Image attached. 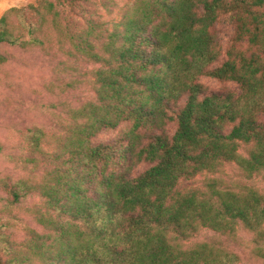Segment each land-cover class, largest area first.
I'll use <instances>...</instances> for the list:
<instances>
[{"label":"trees","instance_id":"1","mask_svg":"<svg viewBox=\"0 0 264 264\" xmlns=\"http://www.w3.org/2000/svg\"><path fill=\"white\" fill-rule=\"evenodd\" d=\"M2 45L55 61L49 91L65 97L6 153L21 174L0 177V264H242L190 243L203 229L249 233L264 260V0H36L4 12ZM226 166L236 181L216 176ZM21 210L42 230L18 239Z\"/></svg>","mask_w":264,"mask_h":264},{"label":"rangeland","instance_id":"2","mask_svg":"<svg viewBox=\"0 0 264 264\" xmlns=\"http://www.w3.org/2000/svg\"><path fill=\"white\" fill-rule=\"evenodd\" d=\"M36 0H0V18L4 12L11 7H20ZM220 32L224 43L226 44L231 35V28L226 24L219 25ZM0 52L7 56V60L0 63V142L5 144L3 152H0V177L9 175L12 179H17L21 172L14 168L13 164L7 160L9 151L17 152L24 143L25 133L27 129L37 125L50 127L52 124L51 112L55 109L52 107L60 99H64L65 95H57L49 91V86L53 82L60 84L57 80V74L54 71L55 61L46 56L39 49L27 51L19 47L2 45ZM202 82L211 90H223L231 88L239 92V85L234 82H219L213 77L204 76ZM58 91V89H56ZM71 97L72 101H77L84 97L83 93L75 90ZM87 96L93 95L89 91ZM127 125H123L118 129L103 132L99 136V140H111L119 135ZM146 165L141 164L135 170L140 172ZM239 171L233 166H226L224 171L217 173L216 176H222L227 182L236 181L239 178ZM213 176V174H208ZM205 177L197 176L196 180H203ZM255 184L264 188V178H255ZM39 196L28 197L23 202V206L27 207L35 201H39ZM7 194L0 187V209L7 205ZM18 209V208H16ZM19 210V209H18ZM16 212H18L16 210ZM3 219L9 218L3 212L0 215ZM18 239L24 238V232L21 227L25 223H29L37 230H42L25 211H19ZM238 240H232L227 236H222L213 230L203 229L189 242H199L209 239L221 241L233 251H236L242 258V264H264V260L255 258L252 254V237L249 233L240 231Z\"/></svg>","mask_w":264,"mask_h":264}]
</instances>
